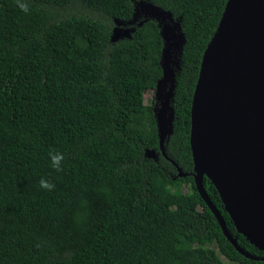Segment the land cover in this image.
<instances>
[{"label": "trees", "instance_id": "obj_1", "mask_svg": "<svg viewBox=\"0 0 264 264\" xmlns=\"http://www.w3.org/2000/svg\"><path fill=\"white\" fill-rule=\"evenodd\" d=\"M229 1L0 0V264H264L231 244L194 179L192 104ZM142 2L185 37L166 157L145 103L164 42L157 21L130 25ZM120 27L132 32L114 40ZM204 184L240 248L264 258Z\"/></svg>", "mask_w": 264, "mask_h": 264}, {"label": "water", "instance_id": "obj_2", "mask_svg": "<svg viewBox=\"0 0 264 264\" xmlns=\"http://www.w3.org/2000/svg\"><path fill=\"white\" fill-rule=\"evenodd\" d=\"M148 20L159 23L156 18ZM159 26L164 49L163 77L157 94L162 97L168 84L170 87L165 101L154 111L160 148L166 157L165 143L174 119L176 71L185 37L180 27L181 47L177 43L173 47L160 23ZM190 143L197 190L225 236L242 256L264 262V258H255L240 248L222 214L208 198L204 184L205 178L211 181L238 233L264 253V0L229 1L203 57L192 104ZM178 171L180 177L186 176Z\"/></svg>", "mask_w": 264, "mask_h": 264}, {"label": "rangeland", "instance_id": "obj_3", "mask_svg": "<svg viewBox=\"0 0 264 264\" xmlns=\"http://www.w3.org/2000/svg\"><path fill=\"white\" fill-rule=\"evenodd\" d=\"M136 8L137 10H136L135 17L133 21L130 23L132 27H135L136 25H141L144 21L148 19L156 18L161 24L162 29L164 31V35L169 40V43H173V47L175 46L174 43H177L180 49L181 42H182V36L180 32L179 21L175 20L173 17H171L170 15H168L167 13L163 11L155 10L151 5L147 3L139 4L137 5ZM131 32L132 30L130 28L120 27L114 32V40H118L124 37H129ZM168 56H169V53L167 52L166 63L169 61ZM169 87H170V84H168L166 88V92L162 97L157 94V89L148 91L145 96L146 105L148 106L155 105V108L157 106L158 108H160L162 103L165 101L164 97L166 96L169 90ZM149 154L151 155V157L153 156V153H149ZM184 191L188 192V188H185ZM222 259L225 264H233L227 261L225 258H222Z\"/></svg>", "mask_w": 264, "mask_h": 264}, {"label": "clouds", "instance_id": "obj_4", "mask_svg": "<svg viewBox=\"0 0 264 264\" xmlns=\"http://www.w3.org/2000/svg\"><path fill=\"white\" fill-rule=\"evenodd\" d=\"M20 7L24 10V11H27V7L26 5L24 4H21ZM50 159H51V163H52V166L56 169V170H60L61 169V165H62V162L64 160V156L59 153V152H55V153H50ZM40 187L44 190H48V191H52L55 187L54 184H52L51 182H49L48 180L46 179H41L40 180Z\"/></svg>", "mask_w": 264, "mask_h": 264}]
</instances>
